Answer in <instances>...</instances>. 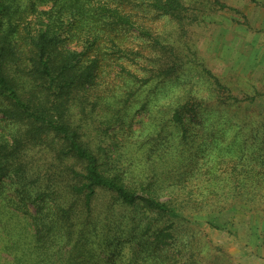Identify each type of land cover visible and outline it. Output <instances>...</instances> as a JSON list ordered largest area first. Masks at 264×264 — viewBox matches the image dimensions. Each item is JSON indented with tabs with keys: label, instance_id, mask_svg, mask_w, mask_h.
Here are the masks:
<instances>
[{
	"label": "trees",
	"instance_id": "1",
	"mask_svg": "<svg viewBox=\"0 0 264 264\" xmlns=\"http://www.w3.org/2000/svg\"><path fill=\"white\" fill-rule=\"evenodd\" d=\"M200 4L0 0V264H146L173 246L174 229L199 224L192 215L246 196L237 173L235 187L207 195L188 182L208 172L206 150L224 161L218 141L195 143L202 97L183 91L158 104L195 60L183 37L206 12ZM33 12L42 25L17 48Z\"/></svg>",
	"mask_w": 264,
	"mask_h": 264
},
{
	"label": "rangeland",
	"instance_id": "2",
	"mask_svg": "<svg viewBox=\"0 0 264 264\" xmlns=\"http://www.w3.org/2000/svg\"><path fill=\"white\" fill-rule=\"evenodd\" d=\"M199 1L206 12L191 22L183 37L188 57L195 60L184 64L178 77L162 88L158 104L183 91L201 96L207 120L194 127L195 143L200 135L206 142L218 141L224 161H217L218 148L206 150L198 160L209 167L208 172L188 182L203 185L207 195L215 184L235 187L237 173L249 192L245 197L222 196L226 206L220 213L192 215L199 224L174 229L168 237L173 246L167 253L145 254L146 264H164L166 259L167 264H264V0ZM193 8L191 15L197 14ZM37 14L29 13L20 21L16 31L20 27L23 31L16 38L17 48L26 44L28 30L42 25ZM250 96L254 100L249 102ZM236 163L231 178L220 180Z\"/></svg>",
	"mask_w": 264,
	"mask_h": 264
}]
</instances>
